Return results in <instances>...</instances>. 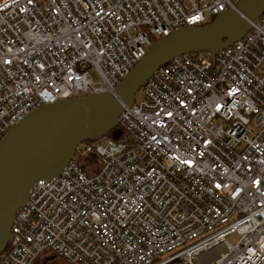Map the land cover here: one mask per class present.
<instances>
[{"label":"built area","instance_id":"1","mask_svg":"<svg viewBox=\"0 0 264 264\" xmlns=\"http://www.w3.org/2000/svg\"><path fill=\"white\" fill-rule=\"evenodd\" d=\"M240 1L0 0V142L41 105L113 94L151 43ZM140 91L123 138L29 186L0 264H264V11L213 63L176 57Z\"/></svg>","mask_w":264,"mask_h":264},{"label":"water","instance_id":"2","mask_svg":"<svg viewBox=\"0 0 264 264\" xmlns=\"http://www.w3.org/2000/svg\"><path fill=\"white\" fill-rule=\"evenodd\" d=\"M264 11V0H241L208 23L173 31L148 46L145 55L120 81L113 94L41 105L9 128L0 142V254L11 222L26 203L29 186L49 180L71 162L77 146L97 141L117 126L122 107H130L135 95L158 68L182 55H214L240 40Z\"/></svg>","mask_w":264,"mask_h":264},{"label":"trees","instance_id":"3","mask_svg":"<svg viewBox=\"0 0 264 264\" xmlns=\"http://www.w3.org/2000/svg\"><path fill=\"white\" fill-rule=\"evenodd\" d=\"M212 20V19H211ZM210 20V21H211ZM125 136L124 130L120 126H116L110 133L106 134L103 139L118 141ZM76 166L87 176H93L97 173L98 161L94 154L83 156L82 158H75ZM31 264H66L61 258L54 253L43 250L41 251Z\"/></svg>","mask_w":264,"mask_h":264},{"label":"rangeland","instance_id":"4","mask_svg":"<svg viewBox=\"0 0 264 264\" xmlns=\"http://www.w3.org/2000/svg\"><path fill=\"white\" fill-rule=\"evenodd\" d=\"M89 74L92 77V79H94V80L97 79V76L93 71H91V72L89 71ZM140 97H141V91H138V93H136V95H135V101H138L140 99ZM238 238H239L238 235L236 233H233V234L227 235L224 238V240L227 244L233 245L237 242ZM194 264H200V262L196 259L194 261ZM211 264H214V263H211Z\"/></svg>","mask_w":264,"mask_h":264},{"label":"bare ground","instance_id":"5","mask_svg":"<svg viewBox=\"0 0 264 264\" xmlns=\"http://www.w3.org/2000/svg\"><path fill=\"white\" fill-rule=\"evenodd\" d=\"M262 13H263V12H262ZM260 16H261V15H260ZM260 16H259V17H260ZM259 17H258V18H259ZM253 23H254V22H253ZM251 24H252V23H251ZM249 30H250V29H249ZM248 32H249V31H248ZM224 49H225V48H224ZM221 50H222V49H221ZM219 51H220V50H219ZM219 51H218V52H219ZM218 52H217V53H218ZM217 53H216V54H217ZM207 54H208V53H207ZM216 54H215V55H216ZM215 55H214V57H215ZM150 76H151V75H150ZM150 76H149V77H150ZM149 77H148V78H149ZM145 82H146V81H145ZM123 107H127V106H123ZM123 107H122V108H123ZM117 126H119V125L117 124ZM109 133H110V132H109ZM104 137H105V136H104ZM84 142H85V141H84ZM81 143H82V142H81ZM8 235H9V234H8ZM2 253H3V252H2ZM2 253H1V254H2ZM1 254H0V255H1Z\"/></svg>","mask_w":264,"mask_h":264}]
</instances>
